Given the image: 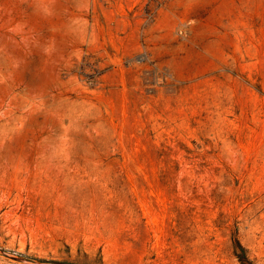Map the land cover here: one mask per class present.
<instances>
[{
  "label": "rangeland",
  "instance_id": "1",
  "mask_svg": "<svg viewBox=\"0 0 264 264\" xmlns=\"http://www.w3.org/2000/svg\"><path fill=\"white\" fill-rule=\"evenodd\" d=\"M0 264H264V0H0Z\"/></svg>",
  "mask_w": 264,
  "mask_h": 264
}]
</instances>
